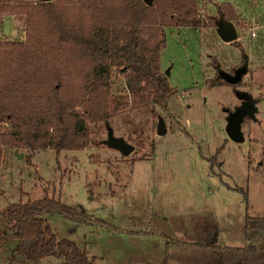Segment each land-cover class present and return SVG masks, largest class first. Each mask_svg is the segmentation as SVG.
Masks as SVG:
<instances>
[{
	"label": "rangeland",
	"instance_id": "1",
	"mask_svg": "<svg viewBox=\"0 0 264 264\" xmlns=\"http://www.w3.org/2000/svg\"><path fill=\"white\" fill-rule=\"evenodd\" d=\"M31 1V0H28ZM242 13L264 21V0H235ZM210 9V10H209ZM208 12L212 9L209 8ZM18 15H0V44L25 40ZM160 66L173 93L90 125V143L58 155L47 148L26 160L28 150L0 144V209L13 202L50 197L87 215L74 221L45 214L58 238L75 241L97 264H208V245L247 247L235 264H264V236L250 239L245 215H264V70L243 74L234 84H210L217 59L234 74L242 52L216 30L165 28ZM253 69L264 65V29L251 38L237 28ZM113 95L125 91L112 71ZM256 99L254 117L241 123L243 142L232 141L227 116L243 99ZM164 133H159V127ZM123 138L134 150L124 155L106 141ZM16 241L0 220V264H34L13 253ZM49 256L38 264H62Z\"/></svg>",
	"mask_w": 264,
	"mask_h": 264
},
{
	"label": "trees",
	"instance_id": "2",
	"mask_svg": "<svg viewBox=\"0 0 264 264\" xmlns=\"http://www.w3.org/2000/svg\"><path fill=\"white\" fill-rule=\"evenodd\" d=\"M218 10L224 19L228 10L234 16L230 5ZM3 14L22 17L26 36L0 44V144L28 150L29 164L38 150L58 155L87 147L91 124L107 123L126 109L165 104L173 93L160 66L165 27L200 25L196 0H0ZM209 22L217 27L218 17ZM232 44L246 64L241 45ZM212 65L210 84H230L215 59ZM113 70L123 78L122 94L111 93ZM52 213L74 221L87 215L50 197L0 209L16 241L13 253L34 264L49 256L62 264H97L75 241L56 236L44 217ZM244 227L252 240L264 236V215H245ZM208 246V264H235L252 247Z\"/></svg>",
	"mask_w": 264,
	"mask_h": 264
},
{
	"label": "water",
	"instance_id": "3",
	"mask_svg": "<svg viewBox=\"0 0 264 264\" xmlns=\"http://www.w3.org/2000/svg\"><path fill=\"white\" fill-rule=\"evenodd\" d=\"M147 4H151L152 0H144ZM217 31L220 37L227 42H233L237 40V31L235 26L232 23H225L224 20L218 21L217 23ZM246 70V65L243 64L240 68L236 69L234 74H228L225 72H220L221 76L227 80L228 83L234 84L241 80L244 72ZM168 70L164 73L168 74ZM240 98L244 101L241 106L236 107L232 112H230L227 116V122L225 125V131L228 137L234 142H243L245 140V136L241 129V123L246 117H254L257 108L256 102L257 99L253 98L252 95L248 93H238ZM164 128L162 126L159 127V133H164ZM106 143L115 147L124 155L130 154L134 147L133 145L126 142L123 138L113 136L109 134Z\"/></svg>",
	"mask_w": 264,
	"mask_h": 264
},
{
	"label": "crops",
	"instance_id": "4",
	"mask_svg": "<svg viewBox=\"0 0 264 264\" xmlns=\"http://www.w3.org/2000/svg\"><path fill=\"white\" fill-rule=\"evenodd\" d=\"M196 2H197V12H198L197 16H198V19L200 22V25L198 27H205L207 29H213L214 28L218 35H219V33L217 31V28L210 25V22H209L210 17L217 16L218 21L224 20L225 23H229V22L232 23L235 26L236 31H237L238 27L246 28L248 30V33H249L251 38L255 37V35H256L255 30L257 28H263L264 29V21H261L256 16H248L246 13H242L239 9V6L235 2V0H196ZM226 4L230 5L233 12H234V16L231 19L229 16V14L231 13L230 10H228L225 19H224L223 15L221 14V12L218 10V8L220 6L226 5ZM209 8H211L212 10L208 12ZM166 27H168V26H166ZM175 28H179V27H175ZM251 32H254V35H252ZM238 39H240V38L237 37L236 41L242 47V44H241L240 40L238 41ZM221 40H223V39L221 38ZM224 43L232 45V42L224 41ZM215 60L217 61V59H215ZM240 62L241 63L236 64L235 66H231L230 69L240 68L242 66V60ZM218 64H219V62H218ZM245 65H246L245 74L250 75L251 78H253V74H254V72H256V70H259V71L264 70V65L261 66V69H253L252 68V61L249 58L247 59V62ZM219 66H220V64H219ZM252 97L255 98L253 95H252Z\"/></svg>",
	"mask_w": 264,
	"mask_h": 264
},
{
	"label": "built area",
	"instance_id": "5",
	"mask_svg": "<svg viewBox=\"0 0 264 264\" xmlns=\"http://www.w3.org/2000/svg\"><path fill=\"white\" fill-rule=\"evenodd\" d=\"M33 3H35L38 0H31ZM252 35H254V32H251Z\"/></svg>",
	"mask_w": 264,
	"mask_h": 264
}]
</instances>
